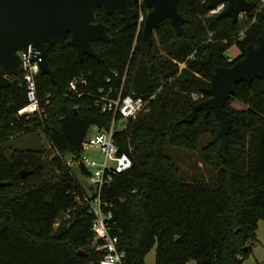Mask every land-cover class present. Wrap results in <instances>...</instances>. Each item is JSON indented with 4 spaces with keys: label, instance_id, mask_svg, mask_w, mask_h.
<instances>
[{
    "label": "trees",
    "instance_id": "16d2710c",
    "mask_svg": "<svg viewBox=\"0 0 264 264\" xmlns=\"http://www.w3.org/2000/svg\"><path fill=\"white\" fill-rule=\"evenodd\" d=\"M209 1L182 0L179 11L187 23L181 34L165 20L152 46L143 38L140 17L148 11L140 1L132 2L137 14L131 19L98 9L96 23L107 25L111 37L94 43L99 59L86 55L80 62L73 46H49L57 84L38 75L43 119L26 117L21 74L0 88V181L9 183L0 188V264H100L94 217L84 202L87 182L77 177L88 171L71 169L64 159L80 155L94 128L109 129L113 116L96 106V97L100 89L117 91L123 84L125 95L150 99L147 110L116 134L132 168L103 192L113 205V234L127 252L126 264H145L154 248L155 264H243L249 257L264 220V78L239 83L227 102L232 125L225 158L213 112H198L190 124L182 121L208 98L205 89L215 69L244 58L264 35V20L254 11L237 23L208 16ZM234 47L238 54L232 57ZM79 77L88 85L70 91ZM33 132L43 133L50 146L6 147ZM204 136L213 141L201 149V158L216 177L185 180L166 147L197 152Z\"/></svg>",
    "mask_w": 264,
    "mask_h": 264
},
{
    "label": "water",
    "instance_id": "95a60500",
    "mask_svg": "<svg viewBox=\"0 0 264 264\" xmlns=\"http://www.w3.org/2000/svg\"><path fill=\"white\" fill-rule=\"evenodd\" d=\"M133 1H140L148 11L143 38L150 46L153 45L154 32L165 20H170L179 34L187 23L179 11L182 0H0V88L10 86L13 82L11 76L20 74V53H27L30 46L39 52L32 57V61L41 59V73L48 75L54 84L57 80L47 59L50 45L73 46L80 62L86 55L99 59L94 43L109 42L111 37L107 25L96 23L97 10L103 9L108 14L118 12L125 19H131L137 14L131 7ZM223 3L226 8L218 18L228 17L235 23L241 13H249L256 7V3L250 0H210L208 8L214 9ZM262 18L264 20V14ZM262 78L264 35L258 37L256 44L247 47L244 58L230 67L215 69L209 87L205 89L208 98L195 104L182 122L193 123L200 111H204L206 116L213 112L219 120V153L225 158L232 125L227 102L235 94L239 83H252ZM27 174L23 171V178ZM8 184L0 181V188ZM78 255L88 257L83 250H79Z\"/></svg>",
    "mask_w": 264,
    "mask_h": 264
},
{
    "label": "built area",
    "instance_id": "2783aa9c",
    "mask_svg": "<svg viewBox=\"0 0 264 264\" xmlns=\"http://www.w3.org/2000/svg\"><path fill=\"white\" fill-rule=\"evenodd\" d=\"M206 1V0H203ZM256 3L255 14H264V0H250ZM226 8L223 3L214 9H210L208 16H217ZM247 13H241L239 20H244ZM145 21L141 15L140 22ZM32 46L28 52H21V81L26 89L27 110L26 117L39 116L43 119L46 108L41 107V99L38 92V75L41 72L40 61H32V57L38 55ZM85 77L74 79L69 84V90L78 92L79 86H87ZM80 93L79 96H82ZM150 99L124 94V84L120 90L110 88L106 93L100 89V95L96 97V106L104 113L111 114L113 120L109 129H99L95 136H91L83 143L79 156H68L64 160L69 168L85 167L88 174L85 176L87 191L84 194V202L89 205V211L93 215L92 231L94 235L95 250L101 256L100 264H126L127 252L120 248L119 237L113 234L115 221L112 204L103 198L104 189L110 185L114 178L129 171L133 166L132 158L126 153H120V146L116 141V134L127 129L130 122L136 121L145 112ZM49 104V102H47ZM83 177V176H82Z\"/></svg>",
    "mask_w": 264,
    "mask_h": 264
},
{
    "label": "rangeland",
    "instance_id": "374dc122",
    "mask_svg": "<svg viewBox=\"0 0 264 264\" xmlns=\"http://www.w3.org/2000/svg\"><path fill=\"white\" fill-rule=\"evenodd\" d=\"M238 54V50L234 47L230 49L229 55L234 57ZM239 106V105H238ZM97 134V130H93L92 136ZM213 139L210 136H204L201 139L200 150L197 152H191L182 148H175L172 146L166 147V155L172 158L180 167L181 176L188 181H211L216 177V172L203 163L201 158V149L207 144L212 142ZM49 139L41 132H33L14 140L9 141L6 147H12L14 149L24 148H36L49 147ZM12 149H9L11 152ZM77 177L82 182H86L79 173ZM156 248L152 249L145 259V264H155ZM188 264H195L190 262ZM243 264H264V220L259 222L257 230V240L252 244V252Z\"/></svg>",
    "mask_w": 264,
    "mask_h": 264
}]
</instances>
